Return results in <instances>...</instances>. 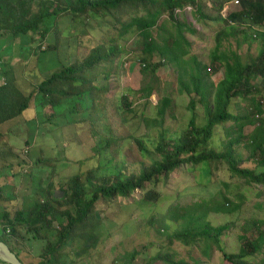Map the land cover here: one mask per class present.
<instances>
[{"label":"rangeland","instance_id":"obj_1","mask_svg":"<svg viewBox=\"0 0 264 264\" xmlns=\"http://www.w3.org/2000/svg\"><path fill=\"white\" fill-rule=\"evenodd\" d=\"M230 1L199 0L202 15L190 6L178 12L179 21L196 31L195 34L185 31L191 43L190 54L184 58L186 62L190 63L191 57H197L206 65L211 63L217 34L229 27L226 22L215 21L214 17L222 15L226 18L229 13L223 8L220 10V7ZM229 5L233 12L241 10V7ZM54 6L55 0H35L33 13ZM46 24L53 29L66 27L65 34L61 36L56 52L46 50L49 44L54 45L55 34L49 35L46 40H42L40 33L33 35L36 37L32 42L30 87L33 92L51 74L61 71L70 61L91 55L98 47L108 52L117 46L119 53L113 56L112 62H105L95 72H99L96 85L100 88L106 86V92L96 100L92 96L75 95L65 99L58 107L35 103L25 111L23 117L29 121L28 131L19 126L10 140L20 154L26 148L27 140L32 143L29 155L32 165L26 167L30 173L24 172V178L30 180L28 183L42 188L55 179L52 185L69 189L73 178L86 175L91 170L97 171L95 184L117 180L125 182L150 167L153 159H159L155 149L161 132L167 139L178 140L188 129L192 117L196 118L197 125L205 124L203 105L197 103L194 110L189 108L190 99L198 101V97L180 90L179 78L183 75L188 80V74L184 75L180 67L172 64L155 72L151 67L144 71L146 67L140 61V38L134 31L120 33V24L112 16L90 12L72 17L61 13L48 18ZM156 27L153 31L155 37L176 32L166 14L161 15ZM158 27H165L166 30H157ZM256 30L264 31V27ZM252 36L253 39L246 40L241 34L235 37L229 32L223 38V48L236 51L244 63H251L258 56L262 44L261 39L255 37V32ZM36 55L37 58L34 57ZM42 58L48 60H38ZM160 61V56L155 54L152 63ZM223 72L222 67L211 71L215 84L223 78ZM255 84L259 85L260 94L254 97L264 101V81L258 78ZM148 88L151 89L150 96L146 92ZM42 98L38 95V101ZM125 98L130 109L124 106ZM165 98H170L171 103L161 118L158 111ZM252 98L249 101L235 99L231 111L244 115L255 105ZM252 129V125H247L245 134ZM234 131L233 122L217 126L210 146L224 151L229 141L235 138ZM138 142L146 147V152L142 151ZM233 149L241 158L239 168L254 174L264 172V166L259 162L262 156H251V150L246 148L244 141L237 143ZM39 158L42 159L40 165ZM20 178L19 175L15 182ZM153 191L157 194L147 199L145 196ZM223 206L227 210H214ZM66 208L71 209L72 206L67 204ZM95 215L98 219L96 234L101 238L95 248L98 249L95 264H103L104 254L105 264H166L159 258L165 255H170L179 264H229L213 245L206 250L207 256L204 242L184 245L173 239V235L203 223L213 228L225 225L226 229L220 237L221 246L228 253H238L240 236L256 237L259 229L264 232V183L246 181L229 171L222 161L197 167L183 165L158 183L148 184L144 192L136 190L130 197H118L100 204ZM170 236L173 238L169 242ZM134 252L137 255L132 259ZM108 259L110 262H107ZM263 259L264 252L247 258V261L249 264H264Z\"/></svg>","mask_w":264,"mask_h":264},{"label":"trees","instance_id":"obj_2","mask_svg":"<svg viewBox=\"0 0 264 264\" xmlns=\"http://www.w3.org/2000/svg\"><path fill=\"white\" fill-rule=\"evenodd\" d=\"M34 2L35 0H0V29L17 36L28 34L38 36L40 33L42 40H46L53 33L56 36V41L53 43L54 45L49 44L46 50H48L47 52L54 50L56 52L59 50L60 32L47 26L48 18H53L61 13L76 17L90 12L112 16L120 24V33L126 34L134 31L140 38L142 45L140 61L146 67L144 71L151 67L155 72L162 66L172 64L180 67L184 75L188 74V80L184 79L183 75L180 76V90L189 96L198 97V101L194 98L190 99L189 108L194 110L197 103L202 104L206 117V122L202 126L197 125L196 118L192 117L188 123V129L182 133L178 140L167 139L161 132L155 149L159 159H153L151 166L144 168L140 175H134L125 182L117 180L114 183L95 184L97 171L91 170L86 175L81 174L71 180L63 200L51 199L43 204L40 203L31 227H43L42 225L52 227L54 222L61 219L59 217L65 218L66 221V224L58 230L57 244H49V251L57 254L69 242L76 241L78 238L86 240V251L95 249L100 242V237L95 233L98 224L95 214L100 204L113 201L118 197H130L136 190L144 192L148 184L158 183L183 165L197 167L205 163L222 161L226 163L229 171L246 181L257 184L264 183V172L254 174L253 171L239 168L241 158L236 155L233 149L237 143L244 141L246 148L251 150V156L257 154L262 156L259 162L264 166L263 101L254 97L260 94L259 85L255 84V80L262 78L264 81V31L256 30V28L264 27V0H240V11L231 12L226 18L222 15L214 17L215 21L226 22L229 27L217 34V45L211 54L209 65L202 63L197 57H191L190 63L184 60L190 54L191 48L185 31L192 34H195L196 31L188 24L179 21L178 12L190 6L202 15V6L199 0H55L53 8L46 7L36 14L33 13ZM222 8L224 5H221L220 10ZM162 14L167 15V19L173 23L176 32H169V36L158 34L155 37L153 31L157 28L158 20ZM157 30L165 31L166 29L158 27ZM225 31H229L230 35L235 37L241 34L246 40L253 39L252 32H255V37H259L262 41L256 59L251 63H244L236 51L223 48V38L229 34ZM39 49L41 48L39 47ZM118 53L117 46L112 47L108 52L104 51L102 47H98L92 51L91 55L81 60L77 59L61 71L51 74L39 84L36 92L42 95L46 104L51 107H58L65 99L75 95L92 96V99L96 100V97L98 98L106 92V86L100 88L96 85V76L99 72H95L105 62H112L113 56ZM155 54H158L162 61L152 63ZM187 65H190L189 71H187ZM221 67L224 71L223 78L215 84L211 79V71H217ZM146 92H148V96L151 95L150 88ZM33 94L28 97L24 96L10 81L0 86V123L15 118L27 110L31 99L34 98ZM250 97H253L255 105L253 104L252 108L247 109L244 115L231 111L235 99L243 98L249 101ZM123 103L127 109H130L127 98ZM170 103V98L163 100V105L158 111L159 117L162 118L165 115ZM228 122L235 124L238 136L229 141L224 151H218L210 146L215 136V130L217 126ZM154 123L159 124L157 121ZM247 125L255 126V129L244 135ZM138 143L142 151L146 152V147L142 143ZM23 155L25 156L24 153ZM156 194L153 191L145 197L151 199ZM2 199L0 190V203ZM67 204L72 208H67L65 212H61L57 208H66ZM214 210L224 211L227 209L223 206ZM18 215L27 223L21 213L16 214V222L11 220L7 213H4L2 217V220L7 222L6 229L10 227L13 234L18 222ZM27 225L30 224L27 223ZM225 229V225L213 228L209 224L203 223L194 228L174 233V238L170 236L169 242L172 238L184 245L202 241L205 243L207 256L206 250L213 245L229 264H249L247 258L263 254L264 232L260 229L256 237H239L241 247L238 253H228L221 246L220 237ZM136 255L137 253H132L131 258L133 259ZM159 258L166 264H179L174 262L170 255L159 256Z\"/></svg>","mask_w":264,"mask_h":264},{"label":"crops","instance_id":"obj_3","mask_svg":"<svg viewBox=\"0 0 264 264\" xmlns=\"http://www.w3.org/2000/svg\"><path fill=\"white\" fill-rule=\"evenodd\" d=\"M65 28L64 26H57L54 29L60 32V42L65 34ZM33 38L36 39L33 34L17 36L9 31L0 29V86L10 81L26 97L34 93V98L31 99L29 108L35 103L46 106L43 98L42 101H38V95L40 94L33 92V88L30 87L33 74L31 68ZM38 55L34 57L37 58ZM38 60L48 59L42 58ZM262 109V119L264 120V101ZM25 111L15 118L0 123V190L3 197L0 203V238L18 256L23 264H95V255L98 249L86 251L84 247L86 246V240L81 238L69 242L57 254L48 250L49 244H57L59 240L58 230L62 225L66 224L65 218L59 217L61 219L58 222H54L52 227L45 225L38 228L31 227L32 221L35 220L34 217L36 216L38 205L51 199L63 200L66 197L65 192L68 191V188L52 185L55 180L53 177V181L47 187L42 188L36 187L33 183H28L30 180L27 181L24 178L26 176L24 172L28 171L26 167L32 165L29 159L32 143L30 140L26 141L25 147L28 149V155L24 156L23 153L26 148L23 149L22 154L17 152V149L11 143L10 136L13 133L16 134L19 126L26 128V131H28L29 121L23 117ZM252 127L251 132L255 129V126ZM233 133L236 135L235 137L238 136L236 131ZM247 134L244 133V135ZM41 162L42 159L39 158L38 164L40 165ZM19 175L21 176L20 180L15 182ZM57 208L61 212H65L67 209L65 207ZM4 213L9 214L13 221H15L16 214L21 213L30 225L28 226L18 215V222L13 234L10 227L6 229L7 222L2 220ZM2 222L4 223L3 225ZM8 231L9 233H7ZM105 257L106 255L104 254L103 264H105ZM107 262H110V260L108 259ZM0 264L5 263L0 262Z\"/></svg>","mask_w":264,"mask_h":264},{"label":"water","instance_id":"obj_4","mask_svg":"<svg viewBox=\"0 0 264 264\" xmlns=\"http://www.w3.org/2000/svg\"><path fill=\"white\" fill-rule=\"evenodd\" d=\"M0 262L5 264H23L18 256L10 250L0 238Z\"/></svg>","mask_w":264,"mask_h":264},{"label":"built area","instance_id":"obj_5","mask_svg":"<svg viewBox=\"0 0 264 264\" xmlns=\"http://www.w3.org/2000/svg\"><path fill=\"white\" fill-rule=\"evenodd\" d=\"M229 4H232V6L241 7L240 0H232L229 3L224 5V8H223L224 12H227V13L233 12V11L230 10L231 7H230ZM43 49H45V47H43ZM27 153H28V149H25L24 154H27ZM7 233H9V231Z\"/></svg>","mask_w":264,"mask_h":264},{"label":"bare ground","instance_id":"obj_6","mask_svg":"<svg viewBox=\"0 0 264 264\" xmlns=\"http://www.w3.org/2000/svg\"><path fill=\"white\" fill-rule=\"evenodd\" d=\"M71 74V73H70ZM230 89V88H229Z\"/></svg>","mask_w":264,"mask_h":264}]
</instances>
